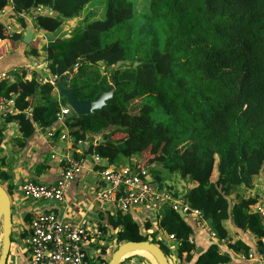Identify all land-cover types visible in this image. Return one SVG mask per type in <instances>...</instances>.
Masks as SVG:
<instances>
[{"label": "trees", "instance_id": "16d2710c", "mask_svg": "<svg viewBox=\"0 0 264 264\" xmlns=\"http://www.w3.org/2000/svg\"><path fill=\"white\" fill-rule=\"evenodd\" d=\"M11 1L15 13L39 6L52 11L38 14L36 24L47 33H57L59 40L53 39L41 50L33 41L29 53L45 59L50 73L58 77L78 63L69 85L78 87L80 100H93L114 79L115 94L107 107L65 119L76 144H90L85 155L102 159L97 169L105 167L103 161L116 164L121 158L130 162L135 157L149 165L159 188L172 191L158 164L187 180L181 198L201 210L229 249L223 251L214 244L195 264H227L232 260L230 250L248 255L251 246L227 230V222L251 232L262 243L259 195L246 196L238 190L254 189L259 181L264 188V0H147L139 18L142 42L127 47L119 41L104 43L102 37L132 26L137 20L134 0H107L104 18L92 21L89 18L96 11L88 6L95 0ZM6 6V0H0V9ZM86 10L88 15L78 27L58 36L67 20L82 18ZM5 22L16 25L15 31L7 32L0 23V39L22 40L26 20L10 16ZM120 60L130 64L115 69ZM54 91L53 84L41 83L35 72L30 79L23 74L15 81L0 82V102L17 96L14 103L19 113L5 119L19 123L21 146L37 125L47 128L57 122L67 101L55 97ZM54 134L62 136V127L55 128ZM146 149L151 154L147 158ZM156 219L153 230L150 220L141 226L132 212L117 210L110 216L116 232L109 238L117 244L150 239L169 256L171 249L159 233L174 235L179 260L191 262L195 244L189 241L194 232L189 220L169 204ZM97 246V258L106 264L108 244ZM132 260L151 264L141 255L129 256L122 264Z\"/></svg>", "mask_w": 264, "mask_h": 264}, {"label": "crops", "instance_id": "0c3cea01", "mask_svg": "<svg viewBox=\"0 0 264 264\" xmlns=\"http://www.w3.org/2000/svg\"><path fill=\"white\" fill-rule=\"evenodd\" d=\"M9 13L12 14L13 12L9 11ZM76 19L67 20L62 25L58 36L72 31L64 27L69 26L70 23ZM26 20V23L31 24L34 29L33 41L36 39L43 40V44L41 47L38 46V48L41 50L43 46L50 45L52 40H47L44 34L36 38L37 28L46 33L40 26L36 25V20L33 18ZM1 24L9 33H12L10 30L13 31V27L15 29L16 26L11 23V25H9V30L5 22H1ZM26 29L21 31L23 37ZM28 45L31 44H25L23 38L20 41L0 39V73L15 68L24 69V67L30 65L33 60H37L31 55L27 57L26 49ZM27 51H29V49ZM18 78H20V76ZM26 78L30 79V76ZM15 80H17V78L12 81ZM54 95L58 99L60 98L56 89ZM16 97L17 96L13 94L9 101L4 99L5 102H0L1 105H3L2 103L8 104L4 106L7 107L10 114L19 113L14 103ZM32 101L33 99H31V102ZM63 106L69 105L64 104ZM5 118L6 117L0 116V129L2 130L0 136V182L9 192L12 202L13 220V239L7 264H31V252L26 239L30 234L29 224L31 218L40 213L53 212L64 222L81 224L90 230L98 228L102 235L105 234L103 229L106 230V236L115 234L114 231L116 230H114L110 224V216H114L116 208L112 203H101L96 199L97 192L104 186L100 171L97 169L100 163L102 164V161L96 165L93 160V154L85 155L90 144L87 141H79L76 144L74 137L69 134V131L64 132L66 116L65 119L57 120L51 127L44 128L37 125L35 132L25 140L22 146L20 144L22 134L19 123L17 121H6ZM62 123H64V125ZM60 127H62V134H64V137H56L54 134L55 128ZM73 156L80 160L82 168L75 179L65 189L63 200H37L22 193L21 186L27 180H32L43 185L56 184L60 179L65 160ZM134 160L135 157L130 158V162L126 165L107 164V162L103 164L105 167L120 168L130 165ZM238 191L246 196L257 193L259 195L258 206L260 205L264 209V188L260 181L254 189H248L243 186L240 187ZM178 197L181 196L178 195ZM133 214L135 218L141 222V226H144V222L150 220L154 226L153 230H156V219H154V215L148 214L147 210L139 208L136 212L133 211ZM185 217L193 226L195 259L193 258L191 262L180 261L177 255L176 243L173 242L172 249L170 250L171 254L169 255L171 264H195V260L198 256L214 244L218 245L223 251H229L225 243L222 242L223 239H220L217 234L215 237L211 236L207 230L198 227L195 220L190 215L187 214ZM225 226L227 230L250 245L251 248H254L261 241L257 240L255 235L251 232H244L237 229L233 224L230 225V222H227ZM159 236L164 238L162 232L159 233ZM101 244H105V242L100 239L91 243V246L88 248L93 256L96 255L94 258H97L100 254L97 245ZM230 252L232 254V260L227 264H252L250 260L242 258L231 250ZM130 263L133 264L134 260Z\"/></svg>", "mask_w": 264, "mask_h": 264}, {"label": "built area", "instance_id": "2783aa9c", "mask_svg": "<svg viewBox=\"0 0 264 264\" xmlns=\"http://www.w3.org/2000/svg\"><path fill=\"white\" fill-rule=\"evenodd\" d=\"M7 6L0 9V23L5 22L7 17L24 18L36 20L38 14H52L50 9L39 6L36 9L15 13L11 0H6ZM9 11L13 12L12 14ZM3 20V21H2ZM27 21V20H26ZM8 28L11 23H6ZM10 30V28H9ZM15 29L13 27L14 32ZM33 62L24 67V69H12L0 73L1 81H12L23 74L32 77L37 74L41 83L51 82L54 84L58 76L50 73L45 59L36 57ZM19 75V76H18ZM9 101V100H8ZM5 102V101H2ZM0 104V116L10 115L7 107ZM70 112L69 106L61 107L58 113V120L65 119ZM27 115L31 116L30 110ZM64 125V123H62ZM69 128L64 125V132ZM64 137V134H62ZM94 163L99 164L102 159L98 155L93 156ZM101 164V163H100ZM82 163L75 157H69L65 160L60 179L54 185H43L32 180L25 181L21 186L24 195L37 200H63L65 189L75 179L81 171ZM100 174L104 186L96 194V199L101 203H112L117 210L123 212H132L139 208L147 210L148 214L154 215V219L159 217L165 204L171 205L174 210L183 211L190 215L197 226L207 230L211 236L215 237L216 232L212 226L203 217L201 210L190 207L181 197H174L173 192L167 188H159L153 182L152 174L149 171V165L141 160H135L130 165L120 168L104 167ZM257 210L264 217V209L257 206ZM115 215V214H114ZM157 220V219H156ZM30 234L26 242L31 252V264H101V261L90 253L88 249L91 243L101 239L102 233L98 228L94 230L87 229L81 224L64 222L53 212L40 213L31 218ZM160 239L167 242L172 249V243L175 242L174 235H164ZM190 243L195 244L194 234L189 235ZM223 243L224 240L222 241ZM237 254V253H236ZM242 258L250 260L252 264H264V239L262 243L252 247L248 255L238 254Z\"/></svg>", "mask_w": 264, "mask_h": 264}, {"label": "water", "instance_id": "95a60500", "mask_svg": "<svg viewBox=\"0 0 264 264\" xmlns=\"http://www.w3.org/2000/svg\"><path fill=\"white\" fill-rule=\"evenodd\" d=\"M34 29L31 24H27V29L23 37L25 44H31L33 41ZM59 40V39H57ZM82 57V56H81ZM129 65V61L120 60L114 64V68L118 69L122 65ZM139 62L135 63L138 66ZM78 67V63L73 65L64 76H60L53 84L60 97H65L67 104L70 107V112L66 115V118H70L72 115H89L95 111L101 110L103 107L108 106L115 94L116 83L111 77V84H109L105 91L100 92L95 96L93 100H80L76 95L77 86H70L69 81ZM99 142H103L104 138L100 136ZM181 216L185 217L183 211H179ZM13 233V220H12V202L7 189L0 182V264H7L9 253L12 244ZM139 252H145L149 254L154 261L149 260L151 264H171L169 256L164 250L152 240L143 241H123L116 244L112 251L110 259L106 264H122V262L129 256L141 255ZM142 256V255H141ZM195 259V257H194Z\"/></svg>", "mask_w": 264, "mask_h": 264}, {"label": "rangeland", "instance_id": "374dc122", "mask_svg": "<svg viewBox=\"0 0 264 264\" xmlns=\"http://www.w3.org/2000/svg\"><path fill=\"white\" fill-rule=\"evenodd\" d=\"M135 1V5H136V16H137V20H135L134 22H132V26H130V28L128 26H123L122 29L119 31L117 29L112 30L111 32H108L106 34L103 35V42L107 43V44H111L114 42H121L125 47H127L128 45L130 46H135L138 45L142 42V37L141 35L138 33L139 30L141 29L142 26H140L139 23V18L142 15V13L144 12V10L147 8V0H134ZM107 4V0H95L92 1L90 3V5L88 6L92 11H96L93 16H91L89 19L90 21L92 20H96V19H103L104 15H105V7ZM88 10H86L84 12V15L82 16V18H77L75 21L73 20V22L70 23L69 26H65L64 28H68V29H73L78 27L83 21L84 17H86L88 15ZM37 25V24H36ZM130 29H135V33H131ZM37 32H36V38L37 36H44L46 37L47 40L51 41L53 39L57 38V33H44L42 31H40V29L37 28ZM62 35V34H60ZM59 35V36H60ZM35 41V44L39 47H41V45L43 44V40H39V43ZM31 46L28 45L27 49H26V54L27 57H30V55L32 56L31 53H29V51H27L28 49H30ZM36 58V57H34ZM42 59V58H39ZM137 61L134 62V65ZM103 64L99 63L98 67L101 69V71H103ZM134 108H136V106L134 105ZM157 119V118H156ZM145 154V158L149 157L151 154L149 153V149H146V151L143 152ZM104 163H106V161H103ZM128 162V159L126 158H121L116 164H120V165H126ZM156 168L160 169L162 171V175L164 178V182L167 185H170L172 187V191L174 193H177L179 196H182V194L185 192V190H187L188 187V183L187 180L185 178H183L181 176V174L179 172H169L166 168H163L160 164H158L156 166ZM259 191V190H258ZM116 232V231H114ZM111 236V235H110ZM12 239H13V234H12ZM104 242L106 244H108V248L109 251H107V260L110 259L112 251L114 250L117 242L113 239V238H109V236H106L104 239ZM1 243V240H0ZM143 256V255H142ZM135 261H137V259H134ZM139 264H143L141 262H138ZM127 264V263H125Z\"/></svg>", "mask_w": 264, "mask_h": 264}, {"label": "bare ground", "instance_id": "6f19581e", "mask_svg": "<svg viewBox=\"0 0 264 264\" xmlns=\"http://www.w3.org/2000/svg\"><path fill=\"white\" fill-rule=\"evenodd\" d=\"M139 254L144 255V256H146L147 258H149V260L154 261L153 258H152L149 254H147V253H145V252H139Z\"/></svg>", "mask_w": 264, "mask_h": 264}]
</instances>
